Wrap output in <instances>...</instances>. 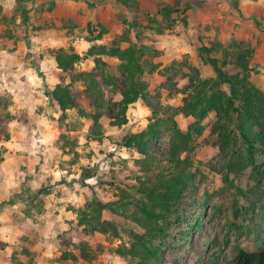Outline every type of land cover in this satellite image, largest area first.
<instances>
[{
	"label": "rangeland",
	"instance_id": "obj_1",
	"mask_svg": "<svg viewBox=\"0 0 264 264\" xmlns=\"http://www.w3.org/2000/svg\"><path fill=\"white\" fill-rule=\"evenodd\" d=\"M138 2L141 10L134 12L121 6L116 0H21L19 3L16 0H0V56L13 53L19 48L24 50L22 52L24 66L40 68V64H44L49 67L47 71L39 69L37 71V79L42 80L38 94L45 100L47 106L44 113L46 124L52 127L55 133L51 137V143H47L49 153L46 157L50 160V164L42 168L46 170L44 175L48 174L46 185L53 188V194L49 197L56 196L57 205H63L73 211L49 212V218L55 220L53 224L58 232L59 241V234L70 228L77 229L72 238L74 242L79 241L81 230L76 225V210L92 197L108 202L117 200L122 194L138 196L135 192L136 183L133 176L143 173L141 170H136L134 161L142 156L123 147L119 142L124 134L138 132L146 127L151 109L141 99L137 100L129 106L127 123L120 128L110 127L106 115H103L101 123L105 133L102 139L99 141L86 138L85 134L92 121L80 115L78 110L83 109L89 113L93 108L84 93L82 82L72 83L71 90L76 107L66 111V118L61 119V111L48 95V90H51L55 84L71 82V74H73L63 73L57 68L56 54L73 51L82 56L75 65L76 70L91 71L106 89L107 98L117 101L120 98L119 94L112 91V86L105 84L104 80L109 76L116 88L122 87L118 59L101 56L105 63L102 70L95 67L92 59L88 58L87 51L96 44L110 45L120 40L124 31H128L130 41L145 45L148 48L146 58L158 65L155 73L144 74L148 84V100L170 111L173 107L181 105L183 88L188 83V65L196 66L204 78L214 76L212 68L197 55L199 46L218 41L231 50L235 42L242 44L251 42L234 37H227L223 41L221 31L217 30L219 27L211 17L203 25L200 23L191 27L189 21L183 24L178 15L173 14L176 22L164 31H159L156 29V23L148 21V15L156 16L161 20V17L155 14L158 6L173 4L175 0H138ZM179 2L182 6L190 3L191 10L198 9L200 5L210 7L214 13L216 9H220L221 13L225 12L224 15L230 14L223 11V8L236 10L238 3L240 4V0H179ZM3 7H5L4 13H2ZM12 8L16 9L13 20ZM23 10H27L28 18L25 22L21 17ZM246 10L247 8L243 9L244 12ZM239 14L246 19L243 12L239 11ZM185 16L188 17L187 14ZM235 18L240 16L235 14ZM123 19L127 22L124 23ZM130 23L134 25L130 26ZM259 23L264 31V22ZM100 24L109 29L101 38H97L101 30ZM257 28L260 29L259 26ZM119 44L125 47L127 42L120 40ZM222 54V50L216 53L220 57ZM185 62L188 64L185 65ZM250 65L251 83L264 90V58L254 54ZM43 72H46V75ZM43 80H47L44 85ZM23 91L22 96L29 101L26 95L32 92H26V89ZM0 95H10V93L0 88ZM13 102L11 99L10 104ZM27 107L28 105L23 106L17 113H13L9 106L7 111L0 109V143L10 139L13 130H21L23 138L33 136L32 129L37 128L38 125L30 123ZM5 112L12 116V119H8ZM35 112H38V109L35 108ZM15 117L17 119H14ZM176 119L184 129L195 121L194 118L182 114L177 115ZM210 121V117L204 120L206 129L201 136L195 137L193 147L188 152L191 159L203 170L206 178L203 182L197 183L181 199L178 220L172 219L169 222L170 236L165 240L161 252L163 264H209L210 260H215V264H232V258L239 249L257 250L264 244V177L259 182L260 176H256L254 170L249 167L237 174L230 173L228 181H225L222 174L200 164L201 150L207 145L213 146L214 142L209 136ZM35 135L34 133V137L38 139ZM169 138V131H162L152 140L148 151L151 154L167 151ZM0 148L5 151L4 147L0 146ZM262 160L263 155L258 154L257 163ZM83 168L93 169L95 176L81 180ZM152 175L153 173H150V176ZM29 195L33 196V193ZM34 200L36 204L30 212H23L24 215L17 212L18 220L21 218L26 220L27 216L30 224L43 223L44 212H40V206L42 207L44 203V197L36 196ZM104 217L119 226L121 240L128 239L127 232L130 230L139 231L133 222L114 215L107 209L104 211ZM191 225H193L192 229H190ZM96 239L97 244L91 245L94 259L90 262L82 260L79 264H135V261L115 252L120 239L100 233L96 234ZM20 257H23L26 264H30L26 261L28 258L33 260V264H38L34 253L23 256L16 254L14 259Z\"/></svg>",
	"mask_w": 264,
	"mask_h": 264
},
{
	"label": "trees",
	"instance_id": "obj_2",
	"mask_svg": "<svg viewBox=\"0 0 264 264\" xmlns=\"http://www.w3.org/2000/svg\"><path fill=\"white\" fill-rule=\"evenodd\" d=\"M18 3L21 0H16ZM126 9L140 11L138 0H116ZM191 9L190 3L183 6L179 0L173 4L158 6L155 14L148 21L156 23V29L164 31L176 22L173 14H177L183 24H187L186 11ZM16 9L12 8L11 18L14 19ZM22 21L27 20V10H23ZM256 19L259 16L256 14ZM123 22L127 21L123 19ZM134 23H130L133 26ZM101 30L97 38H101L108 31V27L100 24ZM126 41L127 45L121 47L119 41ZM120 40L110 45L96 44L88 49L87 56L92 59L96 68L105 65L103 56L118 59V72L122 77V87L116 88L111 77H106L105 84L112 86V91L118 93L120 98L113 101L107 98L106 89L100 84L91 71H77L75 65L82 58L76 52L58 53L55 56L57 68L63 73L71 74V82H59L48 90L52 102L61 111V119L66 118V111L76 107L73 92V82L80 81L84 86V93L88 96L89 113L79 109L82 116L88 117L92 124L85 134L86 138L101 140L104 128L101 117L106 115L108 125L120 128L127 123V110L129 106L141 99L151 109V116L146 127L138 132L124 134L119 144L131 149L142 157L134 161L136 170L142 175L134 174L135 192L138 196L122 194L117 200L103 202L92 197L76 210L77 227H80L81 237L78 242L73 238L76 228H70L59 234L61 245L64 246L59 260L63 264L72 261L79 264L81 260L90 262L94 259L91 250L92 244H97L96 234L122 239L119 226L112 220L104 217L107 209L114 215L133 222L139 231L127 232L128 239L121 240L115 252L135 261V264H163L161 261L162 246L170 236L168 224L172 219L178 220L180 216V201L187 192L197 183L205 180L203 170L191 159L188 152L193 147L196 136H201L206 125L204 120L211 118L209 136L214 139L213 146L207 145L201 150L200 164L216 173L222 174L228 181L230 173H240L251 167L259 182L264 177V90L251 83V60L255 54L253 45L235 42L232 49L221 42L197 48V55L205 64H208L214 76L202 77L196 66L188 65V83L183 88L182 102L179 107L166 111L159 104H152L148 100V84L144 74L155 73L158 65L146 58L148 48L131 42L129 32L124 31ZM222 50V57L216 53ZM102 56V57H101ZM188 63L185 62V65ZM10 95H0V109L7 111L11 103ZM8 119H12L5 112ZM182 114L192 117L195 121L186 129L182 128L176 116ZM169 131V147L167 151L151 154L148 149L151 142L162 131ZM62 150H64V147ZM263 155V160L257 163V155ZM3 160V150L0 148V162ZM150 173H153L150 176ZM91 168H83L80 179L95 176ZM53 192L52 186H41L33 196H28L31 202L36 196L45 197ZM32 195V194H31ZM9 199L6 203H13ZM39 211V210H38ZM201 215H199L200 217ZM193 225L190 226V229ZM186 239V238H185ZM22 253L29 255L26 248ZM12 255L11 264H23ZM26 261L33 264V260ZM209 264H215L210 260ZM232 264H264V244L257 250L239 249L232 258Z\"/></svg>",
	"mask_w": 264,
	"mask_h": 264
},
{
	"label": "crops",
	"instance_id": "obj_3",
	"mask_svg": "<svg viewBox=\"0 0 264 264\" xmlns=\"http://www.w3.org/2000/svg\"><path fill=\"white\" fill-rule=\"evenodd\" d=\"M247 1L246 3L245 0H240L236 10L223 8V11H227L230 15H224L225 12L221 13L220 9H216V13H214L210 7L200 5L196 10L194 8L186 11L187 22L189 21L191 27L200 23L203 25L211 17L218 25L217 30L221 31L220 35L223 36V41L227 37L251 41L254 43L255 55L264 58V31L259 23L260 21L264 22V2L263 0ZM246 8L247 10L244 12L243 9ZM4 11L5 7L2 8V13ZM239 11L243 12L246 19L239 14ZM235 14H238L240 18H235ZM256 14L259 19H256ZM258 26L260 29L257 28ZM13 45L15 46V44ZM23 51L18 48L13 53L0 56V88L6 89L10 93L14 101L9 105L12 112L17 113L23 106L28 105L31 107L26 108L30 114L28 119L31 124L38 126L32 129L33 136L30 138L28 136L23 138L21 130H13L10 139L0 143V146L5 148L3 160L0 162V264H11L12 255L23 256L24 248L35 254V261L38 264H63L58 259L63 247L57 237L58 232L54 229L55 220L50 219L48 215L49 212H56V210L58 212H73L71 209L57 205V197H49L53 194L52 192L44 197V203L42 207L40 206V212H44L43 223L30 224L27 216L26 220L17 219V212L24 215L23 212H30L36 204V200L31 202L28 195L34 194L38 188L48 182V174L44 175L46 170L42 167L50 164V160L46 157V154L49 153L47 143H51V137L55 135L53 128L46 124L44 113L47 106L45 100L38 94L42 80L37 79V71L38 69L47 71L49 67L44 64H40V68L39 66H24ZM46 81L43 80V85ZM24 89L26 92H32V94L26 95L29 101L22 96ZM35 108L41 113H34ZM34 133L38 139L34 137ZM11 198L14 202L6 203ZM67 200L69 199L67 198ZM18 259L26 264L23 257ZM67 264L74 263L69 260Z\"/></svg>",
	"mask_w": 264,
	"mask_h": 264
}]
</instances>
